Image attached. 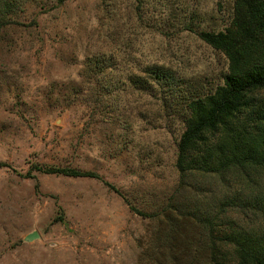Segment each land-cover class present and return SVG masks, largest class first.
<instances>
[{"label": "rangeland", "instance_id": "rangeland-1", "mask_svg": "<svg viewBox=\"0 0 264 264\" xmlns=\"http://www.w3.org/2000/svg\"><path fill=\"white\" fill-rule=\"evenodd\" d=\"M7 1L0 264H237L226 232L264 240V171L176 168L185 99L228 69L198 33L227 29L235 0Z\"/></svg>", "mask_w": 264, "mask_h": 264}, {"label": "trees", "instance_id": "trees-1", "mask_svg": "<svg viewBox=\"0 0 264 264\" xmlns=\"http://www.w3.org/2000/svg\"><path fill=\"white\" fill-rule=\"evenodd\" d=\"M7 2L0 0V18L14 8ZM198 37L225 56L228 69L223 85L213 92L185 99V129L177 145L176 168L181 178L191 172L264 171V0H235L230 26L219 32L201 31ZM145 70L154 82L176 83L162 67ZM141 82L134 81L147 88ZM44 172L89 176L74 170ZM232 203L227 200L223 206ZM222 242L233 246L237 264H264V240L232 230ZM215 264L225 263L217 259Z\"/></svg>", "mask_w": 264, "mask_h": 264}, {"label": "water", "instance_id": "water-1", "mask_svg": "<svg viewBox=\"0 0 264 264\" xmlns=\"http://www.w3.org/2000/svg\"><path fill=\"white\" fill-rule=\"evenodd\" d=\"M35 238V235H32V236H29L28 238H27V240L28 241H31L32 239H34Z\"/></svg>", "mask_w": 264, "mask_h": 264}]
</instances>
